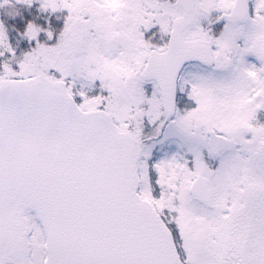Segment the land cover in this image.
Here are the masks:
<instances>
[{
  "label": "snow or ice",
  "instance_id": "snow-or-ice-1",
  "mask_svg": "<svg viewBox=\"0 0 264 264\" xmlns=\"http://www.w3.org/2000/svg\"><path fill=\"white\" fill-rule=\"evenodd\" d=\"M17 5L0 264H264V0Z\"/></svg>",
  "mask_w": 264,
  "mask_h": 264
},
{
  "label": "trees",
  "instance_id": "trees-1",
  "mask_svg": "<svg viewBox=\"0 0 264 264\" xmlns=\"http://www.w3.org/2000/svg\"><path fill=\"white\" fill-rule=\"evenodd\" d=\"M16 7L19 11V15L14 16V17L9 16L7 14L9 11L8 8H0L1 20L5 23L6 27L9 28L10 40L13 43H15V31H13V29H19L21 25L28 19H32L34 17H37L38 19V14H37L35 6H33L31 9H25L24 7H18V6ZM56 22L57 21L53 20L50 17V23L52 24L53 27L56 26ZM23 50H27L26 42L21 43L20 48L17 49V54L19 55L20 51H23Z\"/></svg>",
  "mask_w": 264,
  "mask_h": 264
},
{
  "label": "flooded vegetation",
  "instance_id": "flooded-vegetation-1",
  "mask_svg": "<svg viewBox=\"0 0 264 264\" xmlns=\"http://www.w3.org/2000/svg\"><path fill=\"white\" fill-rule=\"evenodd\" d=\"M250 61L253 59L251 57L248 58ZM262 122H264V114H260L258 117Z\"/></svg>",
  "mask_w": 264,
  "mask_h": 264
},
{
  "label": "rangeland",
  "instance_id": "rangeland-1",
  "mask_svg": "<svg viewBox=\"0 0 264 264\" xmlns=\"http://www.w3.org/2000/svg\"><path fill=\"white\" fill-rule=\"evenodd\" d=\"M215 14V13H214ZM38 22H39V20H38ZM54 28V27H53ZM55 29V28H54ZM14 68H15V65L13 66Z\"/></svg>",
  "mask_w": 264,
  "mask_h": 264
}]
</instances>
